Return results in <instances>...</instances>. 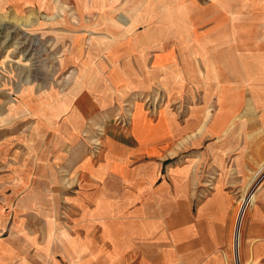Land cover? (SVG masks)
Wrapping results in <instances>:
<instances>
[{"label": "rangeland", "instance_id": "374dc122", "mask_svg": "<svg viewBox=\"0 0 264 264\" xmlns=\"http://www.w3.org/2000/svg\"><path fill=\"white\" fill-rule=\"evenodd\" d=\"M6 1L0 4V264H186L172 260V240H159L163 215L148 211L152 182L165 199L180 166L196 167L200 192L213 187L205 180L209 170L229 169L234 224L241 205L248 208L233 229L228 264H264L245 250L243 238L264 187V172L255 182L264 150L240 172L217 165L221 150L207 148L212 105L191 117L158 83L125 93L109 83L107 54L95 49L98 42L100 49L124 48L150 23L133 28L131 13H151L158 28L167 12L127 0ZM171 115L178 130L190 131L163 134ZM135 128L148 134L144 143L132 142ZM195 159L199 164H190ZM151 228L157 240H144ZM187 241L181 258L190 255Z\"/></svg>", "mask_w": 264, "mask_h": 264}, {"label": "crops", "instance_id": "0c3cea01", "mask_svg": "<svg viewBox=\"0 0 264 264\" xmlns=\"http://www.w3.org/2000/svg\"><path fill=\"white\" fill-rule=\"evenodd\" d=\"M22 1L28 4L31 1L33 5L39 2ZM127 2L145 5L144 10H147L146 6L158 5L161 12H167L170 20L160 17L159 27L153 28L151 22L157 18L152 17L151 13L137 10L131 13L132 27L150 23L135 33L124 48L111 49L104 45L99 46L101 50L98 48L99 42L96 43L95 49L107 54L106 66L110 69L107 77L111 79L109 83L118 85L120 90L129 94L139 90L141 84L158 83L165 92V98H175L180 112L191 117L205 115L212 105L216 112L215 119L207 131L213 139L207 142V148L221 150L217 154L219 160L214 162L217 165L233 164L239 166L240 172L241 166L247 164L248 157L262 156L264 0ZM5 3L6 0H0V4ZM173 13L176 14L175 19L172 18ZM198 89L205 102L201 108L194 102ZM161 110L165 115H170L171 110L167 105ZM165 127L163 134L166 135L168 132L181 134L190 131L192 126L187 125L178 130L174 116L171 115ZM138 129L135 128L130 135L134 144L144 143L148 135L145 130L142 135L140 132L137 134ZM125 137L129 140L128 136ZM153 150L155 152L156 146ZM209 160L208 166L213 163ZM192 163L199 164L196 159ZM180 167L171 175L170 180H175V186L171 191L167 190L165 199L153 187L156 182H152L148 211L150 217L152 214L163 215L159 240L173 241L175 256L172 260L176 263L186 259V264H228L232 253V238L236 233L232 237L233 229H238L248 204L241 205L234 224L237 204L231 184L233 175L229 169L215 173L209 170L210 177L206 176L205 180L213 187L200 192L195 190L198 184L195 183L198 177L196 167ZM263 169L255 182L262 176ZM211 174H216L214 179H211ZM164 201L165 204L162 203ZM146 234L149 235L144 240H157L153 238L152 228L141 235ZM243 238L245 250H250L257 261L264 262V187L257 194ZM187 240H190L191 252L181 258L179 247L187 244ZM236 256L241 261V253Z\"/></svg>", "mask_w": 264, "mask_h": 264}]
</instances>
